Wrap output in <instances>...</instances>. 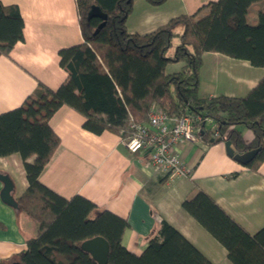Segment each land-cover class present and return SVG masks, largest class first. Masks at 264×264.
<instances>
[{
  "label": "trees",
  "instance_id": "trees-1",
  "mask_svg": "<svg viewBox=\"0 0 264 264\" xmlns=\"http://www.w3.org/2000/svg\"><path fill=\"white\" fill-rule=\"evenodd\" d=\"M145 1L159 7L168 0ZM76 2L83 42L59 51L66 81L56 90L40 83L21 107L0 114V157L21 155L28 188L16 200L18 211L37 227L27 249L0 264H97L81 249L95 237L109 243L108 264H213L165 220L142 254L135 255L122 243L126 220L82 196L66 199L46 187L40 176L61 142L50 120L67 106L85 118V130L126 140L133 135L131 122H147L153 108L172 117L193 114L213 121L203 135L209 143L230 141L237 153L260 148L247 165L258 171L264 163V76L245 97H201L199 85L206 53L264 68V0H217L205 6L204 16L181 15L147 34L128 31L134 0ZM257 4L263 7L251 23L250 9ZM93 5L108 15L98 33L102 20L88 19ZM24 27L19 7L0 0V56H9L24 40ZM174 39L178 44L168 56ZM170 63L183 66L167 73ZM239 126L253 133L250 143ZM182 208L226 249L232 264H264V228L251 235L200 189Z\"/></svg>",
  "mask_w": 264,
  "mask_h": 264
},
{
  "label": "crops",
  "instance_id": "crops-1",
  "mask_svg": "<svg viewBox=\"0 0 264 264\" xmlns=\"http://www.w3.org/2000/svg\"><path fill=\"white\" fill-rule=\"evenodd\" d=\"M1 1L17 5L25 23L24 40L14 46L9 56H0L3 114L21 107L38 91L40 83L58 89L68 77L60 65L59 51L81 44L83 36L76 0ZM215 1L168 0L153 7L145 0H134L127 28L132 34L151 33L181 15L204 16L208 12L205 6ZM261 7L262 4L251 7L252 23ZM182 66L170 63L166 71L173 68L171 73L178 72ZM263 76L264 68L247 61L206 53L199 95L245 97ZM84 122L80 113L67 106L54 114L50 125L61 142L40 180L66 199L82 196L99 210L126 220L128 227L122 243L133 254H142L165 220L213 264H232L226 249L182 208L183 202L199 189L251 235L264 228V163L258 171H251L228 156L225 142L209 143L204 139L205 131L214 127L213 122L205 124L198 142L177 146L191 170L187 178H170L150 163L147 152L133 154L121 136L112 132L96 135L83 128ZM237 129L247 143L253 140L250 130L243 126ZM0 172L13 182L12 195L17 200L28 188L21 155L0 157ZM3 187L0 181V261L26 250L28 240L37 235V227L30 219L2 201Z\"/></svg>",
  "mask_w": 264,
  "mask_h": 264
},
{
  "label": "built area",
  "instance_id": "built-area-1",
  "mask_svg": "<svg viewBox=\"0 0 264 264\" xmlns=\"http://www.w3.org/2000/svg\"><path fill=\"white\" fill-rule=\"evenodd\" d=\"M208 122L213 121L193 114L172 117L153 108L148 114L147 124L131 122L133 135L124 143L133 154L147 152L150 163L170 178H187L191 176V170L179 155L177 146L182 142H198ZM218 137L219 133L215 131L213 138Z\"/></svg>",
  "mask_w": 264,
  "mask_h": 264
},
{
  "label": "water",
  "instance_id": "water-1",
  "mask_svg": "<svg viewBox=\"0 0 264 264\" xmlns=\"http://www.w3.org/2000/svg\"><path fill=\"white\" fill-rule=\"evenodd\" d=\"M92 18H99L102 20V23L99 25L95 32L98 33V31H100L106 25L108 15L105 14L100 9V7L93 5L88 13V19L90 20ZM225 146L228 156L243 166H247L248 164H250L260 152V148H258L245 153H237L233 149L230 141L225 142ZM0 181L4 185L1 192L2 201L5 204L13 207L14 209H18V203L12 195L13 182L8 175L2 174L1 172ZM81 249L84 252L88 253L92 257V259L97 262V264H108L110 246L105 238L95 237L93 239L84 241L81 244Z\"/></svg>",
  "mask_w": 264,
  "mask_h": 264
},
{
  "label": "rangeland",
  "instance_id": "rangeland-1",
  "mask_svg": "<svg viewBox=\"0 0 264 264\" xmlns=\"http://www.w3.org/2000/svg\"><path fill=\"white\" fill-rule=\"evenodd\" d=\"M250 22H251V20H249ZM252 23V22H251ZM177 44H178V39H174L173 40V47L169 50V52H168V56H171V55H173L174 54V51H175V47L177 46ZM224 58H226V57H224ZM173 68H170L169 69V73H171L172 71H174V70H172ZM209 128V127H208Z\"/></svg>",
  "mask_w": 264,
  "mask_h": 264
}]
</instances>
